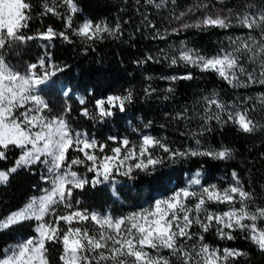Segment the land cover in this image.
Here are the masks:
<instances>
[{
    "label": "snow or ice",
    "instance_id": "obj_1",
    "mask_svg": "<svg viewBox=\"0 0 264 264\" xmlns=\"http://www.w3.org/2000/svg\"><path fill=\"white\" fill-rule=\"evenodd\" d=\"M113 2L111 18L93 19L82 15L78 0H0V187H8L21 171L39 176L32 185L36 194L0 212V236L31 229L30 235L0 245V264H251V254L229 242L243 240L264 256V182L257 185L254 178L260 172L257 165L264 167V91L256 90L264 89V0ZM49 17L61 21L62 28L45 26ZM34 22L40 25L35 30ZM214 30L224 36L213 54L187 38L168 42L190 31ZM137 33L166 46L145 51L133 65L187 69L159 76L167 82L163 89L154 86L157 77L143 73L145 101L172 100L178 82L204 76H215L225 85L200 89L190 105L163 113L167 123L161 129L182 125V146L167 135L145 131L154 121L141 116L131 129L138 134L135 140L118 135L100 139L74 126L83 119L95 127L128 113L138 95L133 84L92 100L88 97L95 94L88 90L87 96L75 97L78 109L73 107V89L63 83L58 106L42 94V86L55 85L70 68L48 50L54 40L79 45L86 54L107 41L126 42V34L135 39ZM32 41L49 43L34 62L16 64L12 58L22 56ZM227 90L231 99L224 98ZM228 127L255 138L245 156L235 146L207 142ZM197 158L224 165L239 162L244 175L230 168L218 180L206 182L201 164L184 186L120 215L91 209L77 196L89 187L115 185L117 177H150ZM113 195L118 197L115 190ZM209 235L222 243H210Z\"/></svg>",
    "mask_w": 264,
    "mask_h": 264
},
{
    "label": "trees",
    "instance_id": "obj_2",
    "mask_svg": "<svg viewBox=\"0 0 264 264\" xmlns=\"http://www.w3.org/2000/svg\"><path fill=\"white\" fill-rule=\"evenodd\" d=\"M79 5L83 9V16H89L93 19L108 16L111 18L116 12V6L113 0H78ZM131 15V13H129ZM155 18V17H153ZM45 26L52 24L56 29L62 28V22L55 18L49 17L44 21ZM40 25L37 22L33 24V30ZM135 27V21L129 32ZM236 32V29L232 30ZM147 33L141 35L136 34L135 39H129L126 34L124 41H107L96 46L95 51H88L86 54L80 50L79 45H67L63 41L57 39L52 42L53 47L48 50L52 51L55 59L58 62L70 65V68L60 74L56 78L55 85L42 86V94L53 103L59 105L62 97L59 96V86L63 83L67 87L73 89V107L79 108L75 97L77 95L87 96L88 90L94 92V97H88L90 100L107 95L109 92L119 91L128 84H133L137 89V99L134 105L126 114H117L111 122L95 127L83 119L74 122V126L86 128L90 133H95L98 138L104 139L109 135L128 136L131 139H138V134L131 129L133 125L140 123L136 117L141 116L145 121L153 120L152 129L145 130L153 135H167L170 140L175 141L178 146L183 145V138L179 136L178 129H182V125L169 124L167 128L161 129V123H167L164 112H174L180 106L188 104L200 95V89L211 90L213 88L224 89L225 85L217 80L215 76H204L196 81H180L176 87V95L174 99L164 101L153 97L145 101L143 99L142 88L145 84L143 73L151 74L157 79L154 80V86L163 89L167 87V82L159 80L161 75L181 74L187 69L184 68H168L166 65L149 64L145 68H138L132 64V60L141 57L145 51L155 50L157 47H165V43L161 41H153L146 38ZM224 33L212 31L209 33H198L190 31L181 37H173L168 42L173 43L179 39L187 38L193 46L199 47L208 54H213L216 51V42L223 39ZM47 41H32L25 47L22 56L13 57L16 64L22 61L34 62L39 55L45 51L44 45ZM122 61V63H121ZM199 77L200 74L196 73ZM264 91V89H256ZM232 93L230 90L224 92L225 99H231ZM132 121V125L129 124ZM255 138H248L238 133L234 128H225L223 133L217 132L207 137V142L211 145L219 147L223 142L229 146H235L239 149V156H245L246 148L253 143ZM264 151V149H260ZM249 155H255L251 153ZM239 160V157H238ZM264 164V162H261ZM204 165L205 181L214 182L218 180L227 169L238 168L241 175H244L243 169L239 162L216 163L207 159H193L179 164L171 165L160 169L153 176H144L141 174L136 180H129L124 177H117L118 182L115 185L106 183L97 186L96 188H87L84 192H77L84 205L91 209L99 211L112 210L116 215L136 210L141 206H145L158 195L167 194L175 186H184L187 177L191 176L197 168ZM260 172L255 175L257 185L264 182V167L257 165ZM80 171H83L82 169ZM91 177V174H88ZM39 180L38 175L29 174L21 171L16 174L8 187H0V212L6 213L9 209H14L22 205L26 199L33 194H36L32 189V185ZM116 191L117 196L113 195ZM31 234L30 228H18L5 235L0 236V245L14 242V240ZM210 243H222L215 240L211 235L208 236ZM229 246L238 247L247 250L251 254V264H264V256L249 243L243 240L229 242Z\"/></svg>",
    "mask_w": 264,
    "mask_h": 264
},
{
    "label": "rangeland",
    "instance_id": "obj_3",
    "mask_svg": "<svg viewBox=\"0 0 264 264\" xmlns=\"http://www.w3.org/2000/svg\"><path fill=\"white\" fill-rule=\"evenodd\" d=\"M159 196H161V195H158L157 197H159ZM157 197H156V198H157Z\"/></svg>",
    "mask_w": 264,
    "mask_h": 264
}]
</instances>
